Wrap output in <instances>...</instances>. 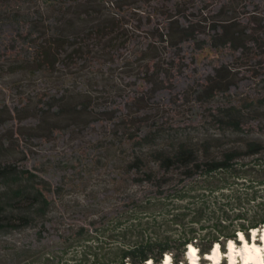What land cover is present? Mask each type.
Listing matches in <instances>:
<instances>
[{
    "label": "trees",
    "instance_id": "obj_1",
    "mask_svg": "<svg viewBox=\"0 0 264 264\" xmlns=\"http://www.w3.org/2000/svg\"><path fill=\"white\" fill-rule=\"evenodd\" d=\"M168 1L0 0V83L34 87L54 78L57 87L45 88L33 133L44 138L73 125L84 129L92 116L105 120L113 144L126 147L124 184L141 187L99 219L65 223L53 215L44 178L0 160V264H160L166 253L171 264H187L189 244L200 260L215 243L224 252L229 240L240 242V232L249 240L264 226V88L232 93L240 74L264 76L259 4L243 12L248 4L219 0L194 20L185 3L168 8ZM132 7L143 13L127 14ZM154 9L161 23L152 20ZM185 44L193 47L190 56ZM202 52L229 59L212 58L210 72L193 80L197 101H213L204 122L212 132L193 136L167 127L156 97L176 90L187 68L196 71ZM106 62L122 64L134 80L93 96L92 87L84 89L87 75ZM83 69L79 90L66 86Z\"/></svg>",
    "mask_w": 264,
    "mask_h": 264
},
{
    "label": "rangeland",
    "instance_id": "obj_2",
    "mask_svg": "<svg viewBox=\"0 0 264 264\" xmlns=\"http://www.w3.org/2000/svg\"><path fill=\"white\" fill-rule=\"evenodd\" d=\"M190 1L171 0L165 3V6L171 8L174 2L185 3L183 7H187L188 12L192 14L190 18L197 20L203 16L207 17L209 10L213 8L216 10L220 5L219 0ZM256 3L259 4L258 15L264 19V0H240L241 5L248 4L243 12L253 10ZM135 7H132L127 14L132 11L143 13ZM145 10L152 9L145 8ZM239 10L242 9L239 7ZM154 11L157 15L152 20L161 23L163 17L158 14L160 10L154 9ZM146 28L151 30L152 27ZM137 35L136 41H142L143 32L140 31ZM192 50V46L184 45V51L188 56ZM212 58H220L223 61L229 59L219 57L215 53L202 52L199 55L197 70L194 71L193 66L184 70L176 90L171 93L164 90L158 92L156 102L167 112L165 113V119L168 120L167 127L179 131L183 129L191 132L193 136L212 132L210 129L206 130L207 125H204V122L208 120L209 108L213 106V101H197L198 88L193 82L194 79L204 77L210 72L209 60ZM120 65L106 62L104 66H96L93 68L96 73L87 75L92 80H89L84 89L92 87V95L98 96L115 83L123 82L125 78L126 82H132L134 78L122 73L126 68H121ZM73 72L74 74L66 78V86L76 87L79 90L88 71L83 69ZM240 78L238 86L232 88V93L236 96L253 95L263 91L264 76L253 79L245 72L240 74ZM54 80V78H42L34 83V87H25V80L0 83V160L17 163L44 178L53 190L55 200L53 215L65 223L83 224L99 219L113 204H121L126 191L139 190L141 187L124 184L121 173L127 155L126 147L113 144L110 132L104 128L107 121L98 122L96 117L92 116L87 119L84 129L73 125L44 138L33 133L32 128L37 124L40 116L39 101L43 98V93L47 94L45 88H53V93L57 90L52 83ZM90 83L92 85H89ZM216 100L220 102L223 97H217ZM100 110H103V107L94 108V111ZM50 233L55 234V231L50 230ZM2 238L4 237L0 236V239ZM256 238V242L259 243L258 236ZM240 243L241 241L235 245L238 246ZM222 254L226 257L225 251ZM204 257L199 260L200 264H207ZM172 263H174L173 259ZM221 264H226V261L222 259Z\"/></svg>",
    "mask_w": 264,
    "mask_h": 264
},
{
    "label": "bare ground",
    "instance_id": "obj_3",
    "mask_svg": "<svg viewBox=\"0 0 264 264\" xmlns=\"http://www.w3.org/2000/svg\"><path fill=\"white\" fill-rule=\"evenodd\" d=\"M260 242H256V237ZM238 240H241L240 245L236 246L235 242L229 240L225 245L226 264H264V226L259 229H252L251 239L247 240L243 233L238 234ZM197 248L193 244H189L186 249L187 264H200ZM206 260L210 264H220L223 259V254L219 244L215 243L209 253L206 254ZM171 257L166 253L160 264H171ZM147 264H152L148 261Z\"/></svg>",
    "mask_w": 264,
    "mask_h": 264
},
{
    "label": "water",
    "instance_id": "obj_4",
    "mask_svg": "<svg viewBox=\"0 0 264 264\" xmlns=\"http://www.w3.org/2000/svg\"><path fill=\"white\" fill-rule=\"evenodd\" d=\"M257 230L259 231V229H257ZM186 254H187V253H186ZM164 255H165V254H164ZM164 255H163V256H164ZM146 264H147V263H146Z\"/></svg>",
    "mask_w": 264,
    "mask_h": 264
},
{
    "label": "clouds",
    "instance_id": "obj_5",
    "mask_svg": "<svg viewBox=\"0 0 264 264\" xmlns=\"http://www.w3.org/2000/svg\"><path fill=\"white\" fill-rule=\"evenodd\" d=\"M187 248V247H186Z\"/></svg>",
    "mask_w": 264,
    "mask_h": 264
}]
</instances>
